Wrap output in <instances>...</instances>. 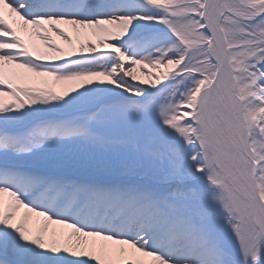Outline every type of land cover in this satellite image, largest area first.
<instances>
[{"label": "snow or ice", "instance_id": "6c2138e0", "mask_svg": "<svg viewBox=\"0 0 264 264\" xmlns=\"http://www.w3.org/2000/svg\"><path fill=\"white\" fill-rule=\"evenodd\" d=\"M0 264H264V0H0Z\"/></svg>", "mask_w": 264, "mask_h": 264}]
</instances>
